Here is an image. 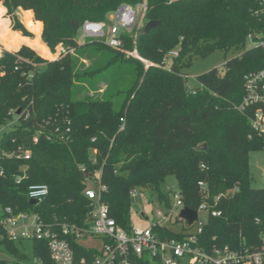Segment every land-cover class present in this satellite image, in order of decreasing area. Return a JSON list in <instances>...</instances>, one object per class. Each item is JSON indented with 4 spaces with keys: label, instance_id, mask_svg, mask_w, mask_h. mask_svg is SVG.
Listing matches in <instances>:
<instances>
[{
    "label": "trees",
    "instance_id": "obj_1",
    "mask_svg": "<svg viewBox=\"0 0 264 264\" xmlns=\"http://www.w3.org/2000/svg\"><path fill=\"white\" fill-rule=\"evenodd\" d=\"M143 1L3 0L7 13L14 15L15 28L30 34L15 15L17 8L33 11L37 20L22 12L24 24L36 33L27 39L11 30L0 13V43L5 48L16 50L28 43L42 56L52 57L41 38L42 21L50 48L68 45L87 58L102 55V61L90 71H76L70 50L48 61L27 46L16 53L0 49V124L14 122L0 141V220L11 207L16 213L39 214L56 228L80 224L92 209L93 201L85 194L91 177L107 184L104 199L110 213L120 226L129 228L131 190L148 189L168 207L171 191L165 186L174 176L187 207L198 209L207 201L222 213L210 215L205 239L220 245L256 244L264 229V187L252 186L248 157L251 151L264 149V139L250 126L259 105L245 112L238 105L246 95L245 75L264 69V47L247 43L250 35L264 40V0H147L146 19L161 21L136 40L140 55L152 63L149 67L102 40L78 44L86 19L107 20L121 3L133 6ZM123 39L125 48H134L132 35L125 33ZM177 46L178 55L165 68L166 57ZM219 48L225 53L242 51L223 69L196 77L198 85L191 90L183 68L191 58ZM118 68L130 72L125 88L102 99L88 94L77 98L86 89L82 86L89 81L88 74ZM18 109V115L12 113ZM43 125L49 132L58 127L62 139L41 136L35 143V132ZM19 145L31 150V159L9 156ZM200 181L206 184L207 196ZM37 184L48 185L49 194L32 204L28 191ZM237 186L238 191L215 202L218 194ZM0 243L15 253L13 264H23L14 241L4 238ZM34 243L36 257L51 264L47 243ZM73 246L86 254L77 243Z\"/></svg>",
    "mask_w": 264,
    "mask_h": 264
},
{
    "label": "built area",
    "instance_id": "obj_2",
    "mask_svg": "<svg viewBox=\"0 0 264 264\" xmlns=\"http://www.w3.org/2000/svg\"><path fill=\"white\" fill-rule=\"evenodd\" d=\"M147 9V0L133 6L121 3L109 20L96 22L86 19L79 29L77 42L83 45L89 40H102L106 45L123 51L128 57L139 59L149 67L152 63L140 55L136 46V40L146 24ZM125 33L133 37V49L125 48L123 42ZM249 41L264 47V40L250 35ZM66 53L67 51L64 52ZM169 55L176 56L178 51H170ZM189 87L193 89L190 85ZM244 87L246 95L238 105V109L245 112L248 107L259 105L250 118V126L254 133L264 139V69L245 75ZM12 113L17 115L15 111ZM25 116L29 117L28 113ZM13 124V121L0 124V141L3 132ZM44 126L35 132V143L41 136L48 140L62 139L58 127L49 132ZM9 156L18 160H29L32 152L19 145ZM21 179L22 177L17 182L20 183ZM88 182L90 185L85 194L93 203L92 209L80 223L81 225L63 223L56 228L45 222L39 214L25 211L16 213L11 207H6L4 217L0 220V240L8 238L14 242L24 239L44 241L50 251L51 264H264V229L260 233L258 242L252 245L245 243L240 246L220 245L205 239L204 229L210 215L215 217L222 215L219 210L211 209L207 201L195 209L198 218L188 224L180 214L187 206L178 188L170 192L171 205L165 207V210H158L157 219L151 225L133 227L130 224L129 228H125L120 226L116 218L111 215L109 203L104 199L108 189L107 184L91 177L88 178ZM199 185L207 196L208 189L205 182L200 181ZM138 190H131L130 196L134 205L139 206L138 211L144 215L140 204L137 203ZM238 190L237 186L218 194L215 202ZM48 194L49 186L46 184L32 185L28 191L29 200H35L37 203ZM177 211L179 217L174 221L173 216ZM200 211L207 213L206 219L200 218ZM179 220L184 222L181 224ZM89 240H100V245H88ZM74 243L84 248L86 254L77 253ZM35 264H45V262L41 257H36Z\"/></svg>",
    "mask_w": 264,
    "mask_h": 264
},
{
    "label": "rangeland",
    "instance_id": "obj_3",
    "mask_svg": "<svg viewBox=\"0 0 264 264\" xmlns=\"http://www.w3.org/2000/svg\"><path fill=\"white\" fill-rule=\"evenodd\" d=\"M4 3V2H3ZM113 12H109L107 15V19L109 20L113 16ZM20 21H23V15L22 12L17 10L16 14ZM9 20L10 29L14 32H19L22 36H24L27 39H33L36 35L34 31H32L29 27H27L24 24L25 29L30 34H26L22 29H17L15 24L14 15H9L8 13H5L4 15ZM147 20V19H146ZM34 21H37L34 17ZM39 21V20H38ZM43 23V22H42ZM43 29H44V23L42 26V33L41 38L44 41L46 48H48L49 52L51 53L52 57L47 58L39 54V52L32 48L28 43L27 45H19L16 50H9L5 48V46L0 43V49H6L8 51L16 53V51H19L21 47L27 46L29 49H32L35 51L36 55L42 57L45 60H56L59 59L61 56L65 55L64 52L67 50L71 51V54H74V66L75 70L77 71H90L92 69H95L98 65H101L102 61V55L100 56H94L91 58H87V56L84 54L77 53L78 49L71 47V46H63L61 44H58L55 48L52 49L48 46L46 41L43 38ZM81 33V32H80ZM248 47H253L255 45L254 43H251L250 41L247 42ZM180 46H177L172 51H179ZM242 51V50H241ZM241 51L238 50H231L228 53H225L222 49H216L212 51L209 54L203 55L201 57H193L188 64L183 68V72L187 74L188 78V84L194 88L198 85V80L196 77L202 75L203 73L218 68L223 69L225 63L235 57L237 54H240ZM25 59V58H24ZM173 55H169L165 59V68H169L171 64L174 61ZM26 61H29V59H26ZM103 74H102V73ZM97 73L96 75L88 74V80L87 82L83 83V86L85 91H82L78 94L77 98H83L85 94L95 96L97 98H105L108 93H115L119 88H125L126 85H128L130 80V72L127 70H122L121 68H118V70L115 69H104ZM121 73V75H120ZM122 99V95L120 96ZM207 123L204 122L201 128H204ZM248 161L250 164V177L252 178V186L255 188H262L264 187V149H259L256 151H251L249 153ZM168 183L165 186L166 189L172 191L178 189V180L174 176L170 177L168 179ZM138 200L137 203L140 204L141 210L144 213L142 215L141 211L136 210L135 208L132 210V217H131V224L133 227H148L153 223V221H156L157 219V211L158 210H165V205L162 204L157 197H155L150 190L148 189H140L138 190ZM179 212H175V215L173 216L174 221H176V218L179 217ZM200 218L206 219L207 213L200 211ZM184 222L183 220H179V223L182 224ZM35 241L30 239H24L18 242H14V247L21 253L23 256L21 257V262L23 264H35V252H34V243ZM92 244L94 246L100 245V240L90 241L87 243ZM0 260L2 261H8L10 264H13L16 260L15 253L11 250V248L6 243H0Z\"/></svg>",
    "mask_w": 264,
    "mask_h": 264
},
{
    "label": "water",
    "instance_id": "obj_4",
    "mask_svg": "<svg viewBox=\"0 0 264 264\" xmlns=\"http://www.w3.org/2000/svg\"><path fill=\"white\" fill-rule=\"evenodd\" d=\"M161 24V21L160 20H157V19H151L149 21L146 22L145 26H144V30L141 32L143 34H148L151 32V30L156 27V26H159ZM21 112V109H18L17 111V115ZM208 145L205 143L203 144L200 148L202 150H204ZM32 204H37V201L35 200H30ZM134 208L136 210H139V206L136 204L134 205ZM181 217L184 218L188 224H191L193 223L197 218H198V213L195 209L193 208H189V207H186L184 208L182 211H181Z\"/></svg>",
    "mask_w": 264,
    "mask_h": 264
},
{
    "label": "clouds",
    "instance_id": "obj_5",
    "mask_svg": "<svg viewBox=\"0 0 264 264\" xmlns=\"http://www.w3.org/2000/svg\"><path fill=\"white\" fill-rule=\"evenodd\" d=\"M6 11H7V9L3 7V0H0V13L6 12ZM19 11L20 12H25V10L23 8H20ZM25 15L26 16H32L31 10L25 12ZM22 23H23V21H22ZM28 23L31 24V21H28Z\"/></svg>",
    "mask_w": 264,
    "mask_h": 264
},
{
    "label": "crops",
    "instance_id": "obj_6",
    "mask_svg": "<svg viewBox=\"0 0 264 264\" xmlns=\"http://www.w3.org/2000/svg\"><path fill=\"white\" fill-rule=\"evenodd\" d=\"M3 7L7 9V7H6V5H5L4 3H3ZM18 9H20V8H17V9H16L15 14H16V12H17ZM7 11H8V9H7ZM7 11L4 12V14L7 13ZM27 11H29V10H27ZM31 12H32V15H33V11H31ZM33 17H35V16L33 15ZM147 21H149V20H145V22H147ZM40 22H41V24H42V26H43L42 21H40ZM25 44L27 45V43H22L21 45H25ZM16 49H17V48H16Z\"/></svg>",
    "mask_w": 264,
    "mask_h": 264
}]
</instances>
